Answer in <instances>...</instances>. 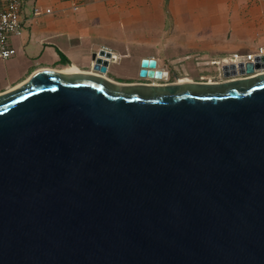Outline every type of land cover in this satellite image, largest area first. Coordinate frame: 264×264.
<instances>
[{"label":"water","instance_id":"95a60500","mask_svg":"<svg viewBox=\"0 0 264 264\" xmlns=\"http://www.w3.org/2000/svg\"><path fill=\"white\" fill-rule=\"evenodd\" d=\"M111 57L0 94V264H264V56L134 85Z\"/></svg>","mask_w":264,"mask_h":264},{"label":"crops","instance_id":"0c3cea01","mask_svg":"<svg viewBox=\"0 0 264 264\" xmlns=\"http://www.w3.org/2000/svg\"><path fill=\"white\" fill-rule=\"evenodd\" d=\"M21 20L16 55L0 60V94L40 69L93 73L105 48L104 76L134 85L223 80L211 65L264 46V0H24ZM145 59L168 80L141 76Z\"/></svg>","mask_w":264,"mask_h":264},{"label":"built area","instance_id":"2783aa9c","mask_svg":"<svg viewBox=\"0 0 264 264\" xmlns=\"http://www.w3.org/2000/svg\"><path fill=\"white\" fill-rule=\"evenodd\" d=\"M24 0H0V60H7L16 55V48L11 45L13 36L20 37L23 33L21 9ZM47 12H51L50 9ZM105 50H108L105 48ZM264 56V46L247 54L234 53L228 57L226 63L255 62L256 58ZM264 69H260L263 71ZM259 70H255L258 74ZM254 73V74H255ZM212 81V80H208Z\"/></svg>","mask_w":264,"mask_h":264},{"label":"rangeland","instance_id":"374dc122","mask_svg":"<svg viewBox=\"0 0 264 264\" xmlns=\"http://www.w3.org/2000/svg\"><path fill=\"white\" fill-rule=\"evenodd\" d=\"M217 67H218V65H211L210 66V68L212 69L213 68V70L215 69V71L216 72H214V76H216V75H218V70H217ZM173 77V79H175L176 78V76L174 77V76H172ZM194 77L196 78V79H199L200 78V75L198 74V75H194Z\"/></svg>","mask_w":264,"mask_h":264},{"label":"bare ground","instance_id":"6f19581e","mask_svg":"<svg viewBox=\"0 0 264 264\" xmlns=\"http://www.w3.org/2000/svg\"><path fill=\"white\" fill-rule=\"evenodd\" d=\"M188 82V81H187Z\"/></svg>","mask_w":264,"mask_h":264}]
</instances>
